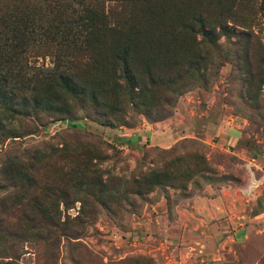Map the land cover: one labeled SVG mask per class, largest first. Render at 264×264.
<instances>
[{"label": "trees", "instance_id": "obj_1", "mask_svg": "<svg viewBox=\"0 0 264 264\" xmlns=\"http://www.w3.org/2000/svg\"><path fill=\"white\" fill-rule=\"evenodd\" d=\"M262 11L264 2L255 0H0V142L34 134L14 121L45 126L43 118L75 121L81 114L116 129L130 128L139 116L166 120L181 96L214 86L227 62L232 78L246 71L247 81L258 77L264 84ZM85 140H76L74 152L49 144L54 183L62 186L37 179L46 165L38 153L27 155L31 172L10 156L1 172L10 185L0 189L11 188L3 212L28 228L25 238L51 241L45 264L60 255L63 240L84 234L85 219L64 216L62 207L80 202L90 216L100 205L114 215V207L127 204L135 212L138 200L157 189L186 192L189 184L190 168L180 158L127 181L103 180L98 161L107 159V145ZM20 180L28 190L22 197Z\"/></svg>", "mask_w": 264, "mask_h": 264}, {"label": "rangeland", "instance_id": "obj_2", "mask_svg": "<svg viewBox=\"0 0 264 264\" xmlns=\"http://www.w3.org/2000/svg\"><path fill=\"white\" fill-rule=\"evenodd\" d=\"M256 32L261 33L259 28ZM233 69L227 62L214 86L196 88L179 98L173 116L160 121L174 131L167 146L141 131L143 123H160L143 116L137 122L129 120L135 127L116 129L81 119V114L75 121L43 118L45 126L14 121V126L33 129L34 134L0 142L2 184L1 172L9 156L19 157V167L31 172L27 155L38 153L46 165L37 179L44 177L49 184L62 186L64 182L54 183L56 167L51 161L55 158L47 149L49 144L57 152H74L76 140L83 143L91 136L107 145V159L98 161L103 180L118 176L127 181L139 170L161 169L176 158L186 160L190 168L186 192L157 189L146 201L138 200L135 212L127 204L126 211L114 207V215L100 205L90 216L82 213L80 202L70 209L62 207L64 216L79 215L86 223L81 238L63 240L53 264H264V84L258 77L247 81L246 71L234 79ZM84 143L92 145L90 140ZM15 184L20 197L27 194L23 180ZM10 190L0 189V220H4L0 222V264H45L44 251L51 241L41 244L25 238L28 228L17 225L10 218L12 213L3 212L2 201ZM197 197L216 199L206 210L212 207L228 216L224 226L217 223L219 227L208 230L184 219L180 211ZM237 231L245 235L234 240L231 235Z\"/></svg>", "mask_w": 264, "mask_h": 264}, {"label": "crops", "instance_id": "obj_3", "mask_svg": "<svg viewBox=\"0 0 264 264\" xmlns=\"http://www.w3.org/2000/svg\"><path fill=\"white\" fill-rule=\"evenodd\" d=\"M164 127L166 128L165 132L162 131V129H164ZM140 128H141L142 132H147L149 137H154V138L156 137V139H158L159 142H163V146H167L170 139L174 136V135H172V132H174L173 129L169 130L167 125L165 124V122H160V123H157L154 125L146 122V123H143ZM133 132H135V131H133ZM223 132H225V130ZM124 136H127V135H124ZM216 202H217L216 199H211V198H207V197H205V198L197 197V198H194L193 203L191 206H189V208L182 209L180 212H181V215L185 216L184 219H187L192 224H197V225L202 224L203 226H206L208 228V230H212L213 228H215L214 226H218V225H216L217 223L222 224L224 226V223L226 221H228V219H227L228 216L220 215L221 210L218 213L215 210H213L212 207L209 209V211L206 210L207 206H210V205L214 206L216 204ZM161 204H162V201H161ZM166 210H167V208H166ZM166 212H168V211H166ZM227 215H229V214H227ZM232 218L233 217L231 216L230 219H232ZM189 224H187V225H189ZM239 235L244 236L245 234L239 233L237 231L236 233L232 234L231 237H232V239L235 240V239H237V237ZM198 244H200V243H198ZM214 251H215V249H214ZM217 252H219V251H217Z\"/></svg>", "mask_w": 264, "mask_h": 264}]
</instances>
